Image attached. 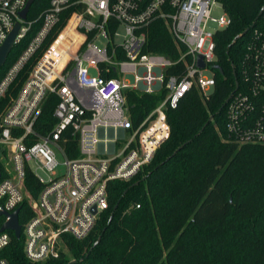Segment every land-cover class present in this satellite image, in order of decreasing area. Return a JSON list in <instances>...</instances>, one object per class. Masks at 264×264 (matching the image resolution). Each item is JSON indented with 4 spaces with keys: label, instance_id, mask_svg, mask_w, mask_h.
Instances as JSON below:
<instances>
[{
    "label": "built area",
    "instance_id": "obj_1",
    "mask_svg": "<svg viewBox=\"0 0 264 264\" xmlns=\"http://www.w3.org/2000/svg\"><path fill=\"white\" fill-rule=\"evenodd\" d=\"M29 1L0 0V47L16 24L13 47L38 24L0 80L1 99L32 64L18 95L0 114V209L18 210L19 223L20 208L27 205L30 216L19 223L23 252L29 262L43 263L67 252L66 237L80 241L89 235L108 207L109 183L129 181L152 162L169 134L167 110L176 109L191 91L209 98L218 71L214 37L231 20L219 0H50L34 19H28L31 5L22 20ZM261 9L245 31L240 82L224 103L226 138L240 146H264V5ZM216 11L220 18L213 17ZM157 22L176 45L175 59L146 50ZM125 74L134 76V84L124 80ZM127 91L163 94L137 127ZM49 95L58 101L56 122L40 133L36 124ZM69 135L77 137L76 158L68 156ZM27 174L38 186L36 195L25 186ZM8 232L0 233V264H8L1 257L10 243Z\"/></svg>",
    "mask_w": 264,
    "mask_h": 264
},
{
    "label": "trees",
    "instance_id": "obj_2",
    "mask_svg": "<svg viewBox=\"0 0 264 264\" xmlns=\"http://www.w3.org/2000/svg\"><path fill=\"white\" fill-rule=\"evenodd\" d=\"M49 1L34 0L28 19L36 18ZM219 1L231 24L214 37V67L221 73L216 72L209 98L191 91L176 109L166 111L167 139L134 178L109 183L108 207L86 238L66 237V253L32 263L24 255L22 237L8 232L10 243L1 253L8 264H264V146L228 141L224 115L225 100L240 82L239 66L249 37L245 31L258 20L264 0ZM37 29L38 24L12 48L0 80ZM146 50L177 57L176 45L160 22L150 27ZM31 65L20 71L0 99V114L18 95ZM125 96L134 127L163 99V94L135 91ZM57 102L54 95L43 102L36 124L40 133L54 126ZM66 146L70 158L78 157L76 136L69 135ZM25 186L36 195L32 175H26ZM28 216L24 203L20 225ZM2 222L0 217V226Z\"/></svg>",
    "mask_w": 264,
    "mask_h": 264
},
{
    "label": "water",
    "instance_id": "obj_3",
    "mask_svg": "<svg viewBox=\"0 0 264 264\" xmlns=\"http://www.w3.org/2000/svg\"><path fill=\"white\" fill-rule=\"evenodd\" d=\"M34 0H30L27 5L25 6V8L20 12V18L22 20L26 19L27 13L29 11L30 6L32 5ZM262 13V9L258 14V17L261 15ZM257 17V18H258ZM19 24H16L14 29L12 30V32L9 34V36L7 37L6 41L4 42V44L0 47V69L4 66L7 56L9 55V53L11 52L13 45H14V40L17 36V33L19 31ZM241 35H239L237 38L241 37ZM198 67L200 69H202L204 67V64L202 62L201 57H199L198 59ZM217 70L221 73L220 68L217 67ZM212 118L209 119V121H211ZM183 146H181L179 149H181ZM178 149V150H179ZM177 150V151H178ZM176 151V152H177ZM173 153V155H175V153ZM18 213L19 211L16 210L14 213L12 214H7L5 213L2 209H0V216H3L5 218V222L3 223V225L0 228V233L4 232V231H9L12 232L14 237L16 239L20 238V233H21V228L20 225L18 223ZM92 214L95 215L96 214V210L95 208L92 209ZM100 238H98L97 242L94 244L96 245L98 243Z\"/></svg>",
    "mask_w": 264,
    "mask_h": 264
},
{
    "label": "rangeland",
    "instance_id": "obj_4",
    "mask_svg": "<svg viewBox=\"0 0 264 264\" xmlns=\"http://www.w3.org/2000/svg\"><path fill=\"white\" fill-rule=\"evenodd\" d=\"M221 16H222V13L219 12V11H216V12L213 13V17L214 18H220ZM213 28H215V27L213 25H210V29L212 30ZM119 32L122 34L123 30L119 29ZM116 41L120 42V38H117ZM102 44H103V42L100 40L98 42V45L101 46ZM57 61H58V57L57 58L56 57L51 58V62L53 64H56ZM89 72H90V74L94 75V71L93 70H90ZM204 75L205 76H209V73L205 72ZM123 78L128 84H134V76L132 74H125V75H123ZM57 159H58L59 162L63 161L62 157H60L59 155H57Z\"/></svg>",
    "mask_w": 264,
    "mask_h": 264
}]
</instances>
